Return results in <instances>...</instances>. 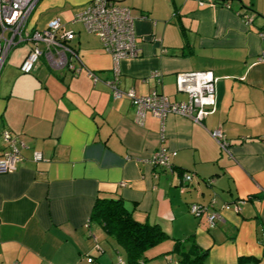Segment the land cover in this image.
<instances>
[{"label": "crops", "instance_id": "obj_1", "mask_svg": "<svg viewBox=\"0 0 264 264\" xmlns=\"http://www.w3.org/2000/svg\"><path fill=\"white\" fill-rule=\"evenodd\" d=\"M91 1L38 0L27 23L42 30L58 18L74 34L69 45L83 67L77 75L51 69L44 57L32 73H20L30 44L12 49L0 71V134L9 131L25 146L16 170L0 175V264L126 262L89 220L97 199L117 198L137 222L167 236L143 264H179L181 252L195 256L191 246L205 253L202 264H264V0L228 7L149 0L129 8L138 57L119 63L118 89L185 102L176 76L210 72L216 110L200 124L177 115L161 122L149 113L138 124L130 101L113 99L102 83L111 80L110 56L73 22ZM215 129L225 135L227 153L211 138ZM160 146L175 153L170 168L148 163ZM36 152L41 161L33 160ZM182 174L191 183L183 184ZM211 202L222 218L213 228L205 215L189 212L192 204Z\"/></svg>", "mask_w": 264, "mask_h": 264}, {"label": "built area", "instance_id": "obj_2", "mask_svg": "<svg viewBox=\"0 0 264 264\" xmlns=\"http://www.w3.org/2000/svg\"><path fill=\"white\" fill-rule=\"evenodd\" d=\"M38 0H0V71L9 52L21 45L30 44V49L18 66L20 73L30 74L40 58L44 57L48 66L57 71L66 70L77 75L83 68L79 63L78 53L69 43L74 39L72 32L62 30L61 21L56 18L48 22L42 30L31 31L27 27L28 18ZM210 6L228 7L230 1L235 0H195ZM245 25L252 22V17L242 15ZM74 23H80L84 30L96 36L102 49L110 56L112 61L111 80L102 83L111 90L113 99L127 98L135 109V122L142 124L147 113L159 121L168 115H177L191 120L196 124L202 123L216 110V79L210 72H189L176 76L177 90L187 96L185 102H173L167 97L151 92L143 97H136L131 90L121 91L117 87L119 77L118 65L125 60L138 57V43L135 32L136 19L132 17L131 10L119 3L110 0H92L80 13L73 17ZM87 76L95 84L100 80L90 71ZM158 74L154 75L157 76ZM211 138L217 143L222 152L228 151L229 143L219 129L212 130ZM3 147L0 151V175L14 172L22 162L20 150L25 146L17 136L9 131L0 134ZM160 140H163L162 130ZM174 152L160 146L154 152L148 163L152 167L170 168V160ZM35 162L42 160V155L33 153ZM190 174H182V183L192 181ZM123 186L124 184H120ZM246 199L239 200L234 206L238 212ZM210 206L192 204L189 212L194 217L205 215L209 228L221 222V216ZM113 264H125L117 260Z\"/></svg>", "mask_w": 264, "mask_h": 264}, {"label": "trees", "instance_id": "obj_3", "mask_svg": "<svg viewBox=\"0 0 264 264\" xmlns=\"http://www.w3.org/2000/svg\"><path fill=\"white\" fill-rule=\"evenodd\" d=\"M89 220L99 225L103 233L114 240L125 253V264H143L146 252L167 239L158 226L137 222L120 198L97 199L91 209ZM194 257L180 253L179 264H202L204 252H198L191 246ZM181 245L175 243L172 251H178Z\"/></svg>", "mask_w": 264, "mask_h": 264}, {"label": "rangeland", "instance_id": "obj_4", "mask_svg": "<svg viewBox=\"0 0 264 264\" xmlns=\"http://www.w3.org/2000/svg\"><path fill=\"white\" fill-rule=\"evenodd\" d=\"M122 1V5L128 8L140 9L142 6H145L149 3V0H118Z\"/></svg>", "mask_w": 264, "mask_h": 264}]
</instances>
